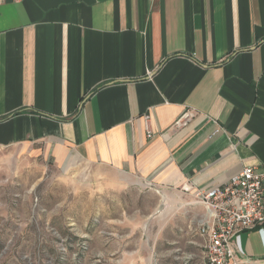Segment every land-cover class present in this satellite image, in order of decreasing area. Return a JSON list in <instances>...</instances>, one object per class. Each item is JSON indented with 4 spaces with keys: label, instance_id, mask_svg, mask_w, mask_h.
<instances>
[{
    "label": "crops",
    "instance_id": "crops-1",
    "mask_svg": "<svg viewBox=\"0 0 264 264\" xmlns=\"http://www.w3.org/2000/svg\"><path fill=\"white\" fill-rule=\"evenodd\" d=\"M17 143L183 201L264 170V0H0V148ZM240 244L264 264V222Z\"/></svg>",
    "mask_w": 264,
    "mask_h": 264
},
{
    "label": "rangeland",
    "instance_id": "rangeland-1",
    "mask_svg": "<svg viewBox=\"0 0 264 264\" xmlns=\"http://www.w3.org/2000/svg\"><path fill=\"white\" fill-rule=\"evenodd\" d=\"M45 147L0 148V264H206L203 206Z\"/></svg>",
    "mask_w": 264,
    "mask_h": 264
},
{
    "label": "built area",
    "instance_id": "built-area-1",
    "mask_svg": "<svg viewBox=\"0 0 264 264\" xmlns=\"http://www.w3.org/2000/svg\"><path fill=\"white\" fill-rule=\"evenodd\" d=\"M195 112L193 107L185 108L173 128L187 125ZM195 197L203 206L197 230L203 240L205 263L240 264L237 254L243 253L241 232L264 222V170L243 166L223 185L198 190Z\"/></svg>",
    "mask_w": 264,
    "mask_h": 264
}]
</instances>
